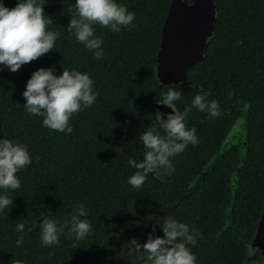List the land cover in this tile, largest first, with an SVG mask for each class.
<instances>
[{"label": "trees", "instance_id": "16d2710c", "mask_svg": "<svg viewBox=\"0 0 264 264\" xmlns=\"http://www.w3.org/2000/svg\"><path fill=\"white\" fill-rule=\"evenodd\" d=\"M171 1L117 0L135 13L133 26L114 33L95 25L105 52L95 60L67 32L75 0H47L48 28L59 33L55 48L17 72L0 71V139L27 145L32 157L17 173L20 189L6 191L13 203L0 212V264H146V253L131 241L163 237L161 225L169 217L199 232L195 254L220 252L214 241L218 236L254 237L264 206V0H216L215 34L205 60L187 70L190 82L178 85L182 98L175 104L183 112L203 91L218 102L221 114L208 119L193 108L187 126L196 127L199 142L172 158L171 176L161 182L149 174L139 189L127 183L136 171L129 159L139 162L144 153L139 134L150 128L162 131L155 103L168 86L158 85L155 67ZM16 3L4 0L9 8ZM53 66L56 75L64 68L88 72L99 93L92 106L70 118L68 135L44 127L42 117L31 116L23 106L32 72ZM240 118L246 121V154L236 146L220 151ZM237 170L235 196L210 194L230 192L227 177ZM197 174V194L181 193L184 178ZM80 203L87 211L81 219L91 225L86 238L77 241L65 228L59 244L41 246L44 217L63 223ZM230 207L234 230L225 224ZM22 222L24 239L17 247L21 233L16 225Z\"/></svg>", "mask_w": 264, "mask_h": 264}, {"label": "clouds", "instance_id": "9594fccd", "mask_svg": "<svg viewBox=\"0 0 264 264\" xmlns=\"http://www.w3.org/2000/svg\"><path fill=\"white\" fill-rule=\"evenodd\" d=\"M46 3L47 0H17L16 5L9 8L4 0H0V71L7 69L17 72L23 65L55 48L59 33L48 28L52 20L45 14ZM73 7L67 32L92 52L95 60L105 55L103 40L95 34V25L118 33L122 28L131 29L135 19V13L117 0H75ZM98 95L88 72L64 68L60 75H56L54 66L33 71L22 93L27 113L42 117L44 127L65 135L73 131L69 124L73 114L92 106ZM181 98L177 85L168 86L162 99L156 100L157 104L171 107L173 112L166 119L161 112H156L155 120L162 131L150 128L139 134L144 153L139 162L135 159L128 161L129 166L136 169L127 180L132 187L139 189L149 174L163 182L175 170L172 158L182 153L188 145L199 142L196 127L187 126L186 118L193 108L207 113L208 119L221 114L218 102L209 99L207 92H197L183 112L177 111L175 104ZM244 108L247 110V104ZM31 163L27 145L8 138L0 139V212L13 203L6 191H16L21 187L17 173ZM86 216L83 203L77 204L70 219H65L63 223L45 216L40 224L41 246L59 244V236L65 228L69 236L74 235L75 240H84L91 230L90 222L81 219ZM24 228L23 222L16 225V231L21 233L16 240L17 247L23 242ZM161 230L163 237L150 236L143 244L135 239L131 241L136 250L142 248L146 253V264H197L192 247L197 244L199 232L174 217L164 220Z\"/></svg>", "mask_w": 264, "mask_h": 264}, {"label": "water", "instance_id": "95a60500", "mask_svg": "<svg viewBox=\"0 0 264 264\" xmlns=\"http://www.w3.org/2000/svg\"><path fill=\"white\" fill-rule=\"evenodd\" d=\"M218 8L216 0H172L168 14L161 27V41L157 55L155 74L158 85L176 86L182 82H190L186 75L187 70L201 62L206 57V45L214 36V28L217 21ZM157 111L166 115L173 109L163 104L155 103ZM176 110L178 111L177 107ZM244 118H240L232 126L224 145L233 137L243 149V155L247 152L246 142H240L234 135L236 127L243 129ZM235 171L233 182L237 187V174ZM252 249H262L264 264V210L259 225L251 242Z\"/></svg>", "mask_w": 264, "mask_h": 264}, {"label": "flooded vegetation", "instance_id": "af4514ba", "mask_svg": "<svg viewBox=\"0 0 264 264\" xmlns=\"http://www.w3.org/2000/svg\"><path fill=\"white\" fill-rule=\"evenodd\" d=\"M207 44H208V42H207ZM206 48H207V45H206ZM245 122H244V130L239 135L238 140L241 142L248 143L247 142V133H246V128H245ZM231 146L238 147V149H240L241 155H242V149H241V147L237 141L230 140V142H228L224 145V148L225 147H231ZM194 162L199 163L200 165L205 164V163H200V160H194ZM233 176H234V174H232L230 177H227V180L229 181V185L231 186L230 192L219 189V190H212L210 194L216 195L218 197L220 195H228V194L230 195L231 193H233V196H235L234 195V192H235L234 191V185L232 183L236 179ZM181 177H183V176H181ZM192 177H193V180L190 181V178H192ZM199 179H201L200 174H197L196 176H186L183 180V184L187 185L186 190L182 189L181 193H183V194H187V193L188 194H197L199 185L195 184L193 186V183L197 182V180H199ZM199 194L204 195L205 193L199 192ZM263 210H264V206H263ZM263 210H262V214H263ZM232 214H233L232 213V207H230L229 215H227V217H226V219H228V220H227V222H225V224H226V226H231L232 229L234 230L235 227L233 226V220L231 219ZM261 216H260V218H261ZM258 225H259V223H258ZM214 241L219 244L218 250L220 252H216V253L203 252L201 254H199V253L195 254L197 259L198 258L202 259L201 264H263V251H262V249H259V248L252 249L251 248L252 237L249 240L248 239L245 240L239 236H237L236 238H223V237L218 236L217 238L214 239ZM226 242L231 243V247H229V245ZM224 250H226V251L231 250L232 252L231 253L223 252Z\"/></svg>", "mask_w": 264, "mask_h": 264}, {"label": "rangeland", "instance_id": "374dc122", "mask_svg": "<svg viewBox=\"0 0 264 264\" xmlns=\"http://www.w3.org/2000/svg\"><path fill=\"white\" fill-rule=\"evenodd\" d=\"M243 127H244V122H243ZM243 130H244V128L240 130V127H239V126L236 127V130H235L234 135L237 136V139L239 138V135L242 133ZM230 140H233V137L230 138ZM230 140H229V142H230ZM237 142H238V141H237ZM240 142H241V141H240Z\"/></svg>", "mask_w": 264, "mask_h": 264}]
</instances>
